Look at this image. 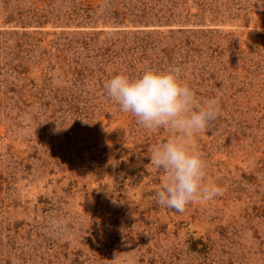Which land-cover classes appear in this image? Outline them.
I'll return each mask as SVG.
<instances>
[{
    "label": "rangeland",
    "instance_id": "1",
    "mask_svg": "<svg viewBox=\"0 0 264 264\" xmlns=\"http://www.w3.org/2000/svg\"><path fill=\"white\" fill-rule=\"evenodd\" d=\"M177 66L223 189L182 213L104 87ZM0 264H264V0H0Z\"/></svg>",
    "mask_w": 264,
    "mask_h": 264
},
{
    "label": "clouds",
    "instance_id": "2",
    "mask_svg": "<svg viewBox=\"0 0 264 264\" xmlns=\"http://www.w3.org/2000/svg\"><path fill=\"white\" fill-rule=\"evenodd\" d=\"M119 110L133 115L147 130L167 129L172 138L151 149L150 164L166 173L155 192L156 202L177 212L192 203H205L223 195L206 183L207 162L196 150V134L211 130L219 118L218 101L198 100L182 79V69H148L138 77L116 74L104 85Z\"/></svg>",
    "mask_w": 264,
    "mask_h": 264
}]
</instances>
